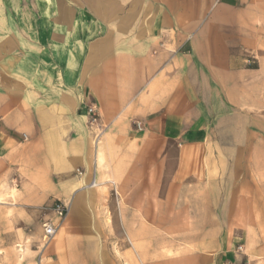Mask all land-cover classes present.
Instances as JSON below:
<instances>
[{
    "label": "crops",
    "instance_id": "0c3cea01",
    "mask_svg": "<svg viewBox=\"0 0 264 264\" xmlns=\"http://www.w3.org/2000/svg\"><path fill=\"white\" fill-rule=\"evenodd\" d=\"M14 172L38 204L71 203L53 243L68 264H253L264 0H0V173Z\"/></svg>",
    "mask_w": 264,
    "mask_h": 264
},
{
    "label": "rangeland",
    "instance_id": "374dc122",
    "mask_svg": "<svg viewBox=\"0 0 264 264\" xmlns=\"http://www.w3.org/2000/svg\"><path fill=\"white\" fill-rule=\"evenodd\" d=\"M78 174L80 175L79 171ZM32 192L37 191L27 190L24 176L18 172L7 176L0 173V264H68L67 259L53 245L57 236L47 245L43 242V222H60L53 211L54 202L60 199H50L38 204L32 199ZM113 192L117 196L116 188ZM65 202L70 206L69 201ZM69 214L65 219H68ZM65 219L60 222L58 234ZM112 241V238H106L103 243L112 247ZM121 241L128 244V240ZM168 241L171 247L173 240ZM259 241L264 245V239ZM238 250L242 251L241 245ZM176 257L180 255L169 254L167 258L171 261ZM125 259V256H109V261L113 263L128 264L129 260ZM135 260L137 264H142L139 256ZM252 262L264 264V255L254 258Z\"/></svg>",
    "mask_w": 264,
    "mask_h": 264
},
{
    "label": "built area",
    "instance_id": "2783aa9c",
    "mask_svg": "<svg viewBox=\"0 0 264 264\" xmlns=\"http://www.w3.org/2000/svg\"><path fill=\"white\" fill-rule=\"evenodd\" d=\"M87 113L89 116V124L91 128L94 130V139L95 143H98L99 138H101L102 134L107 130V126L100 122V113L97 105L92 103L87 108ZM137 127L141 129L142 124L137 123ZM82 174L81 171H79ZM53 211L55 214L61 218L65 219L70 211L69 203L63 200H57L53 204ZM43 227V242L45 245L49 244L53 238L56 236L59 230L58 224H55L52 220H46L42 224Z\"/></svg>",
    "mask_w": 264,
    "mask_h": 264
},
{
    "label": "bare ground",
    "instance_id": "6f19581e",
    "mask_svg": "<svg viewBox=\"0 0 264 264\" xmlns=\"http://www.w3.org/2000/svg\"><path fill=\"white\" fill-rule=\"evenodd\" d=\"M105 133V132H104ZM104 133L102 134V136L104 135ZM102 136H101V138H102ZM101 138H99V140H98V144H100L101 143ZM97 143V142H96ZM93 144H95V140H94V142H93ZM95 148V147H94ZM94 150V149H93ZM96 150H94V152H95ZM94 156V155H93ZM94 161V160H93ZM97 161L99 162V166H102L103 165V162H104V154H97ZM95 163V162H94ZM95 172V171H94ZM100 185V182H98L97 180H95V179H93V181L90 183V187L91 188H97L98 186ZM74 204V203H73ZM57 219H59L60 220V222H62L64 219H61V218H59L58 216H55ZM60 222H56L55 221V223L56 224H58V226L60 227V225H61V223ZM65 222V221H64ZM64 222H63V224H64ZM57 235V234H56Z\"/></svg>",
    "mask_w": 264,
    "mask_h": 264
}]
</instances>
